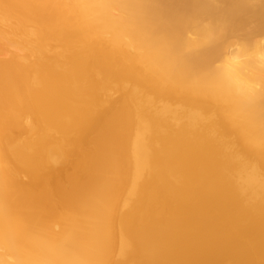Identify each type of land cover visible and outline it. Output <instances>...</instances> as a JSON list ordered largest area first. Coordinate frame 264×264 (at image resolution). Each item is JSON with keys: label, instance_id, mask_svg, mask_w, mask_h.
Here are the masks:
<instances>
[{"label": "bare ground", "instance_id": "1", "mask_svg": "<svg viewBox=\"0 0 264 264\" xmlns=\"http://www.w3.org/2000/svg\"><path fill=\"white\" fill-rule=\"evenodd\" d=\"M0 264H264V0H0Z\"/></svg>", "mask_w": 264, "mask_h": 264}]
</instances>
